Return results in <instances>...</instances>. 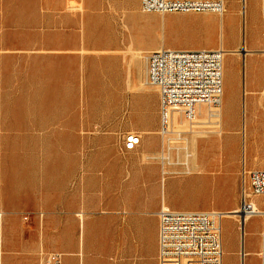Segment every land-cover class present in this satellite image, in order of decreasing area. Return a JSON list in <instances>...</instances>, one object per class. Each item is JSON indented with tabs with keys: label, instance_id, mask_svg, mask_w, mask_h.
<instances>
[{
	"label": "rangeland",
	"instance_id": "374dc122",
	"mask_svg": "<svg viewBox=\"0 0 264 264\" xmlns=\"http://www.w3.org/2000/svg\"><path fill=\"white\" fill-rule=\"evenodd\" d=\"M125 1L128 8L124 0H0L2 264H36L10 255L9 236H88L89 194L76 192L74 179L83 180L90 165L98 169L105 163L99 154L126 152L128 134L155 140V148L149 149L154 154L128 152L129 162L158 168L167 180V197L181 210H240L244 190L250 193L244 161L248 172L264 168L260 1L224 0L223 14H144L137 0ZM166 36H176L167 41V48H221L227 53L223 122L215 116L220 110H212L210 124L200 129L215 132L222 123L221 136L193 138L191 132L179 135L176 130L164 139L160 134V93L148 82L150 54L131 70L129 39L149 52ZM115 40L111 48L96 47ZM102 61L109 62L110 73L119 72L118 81L111 83L109 72H101V81L94 75L95 64ZM110 85L116 88L115 96L104 90ZM175 121H180L179 115ZM184 123L191 131L185 118ZM192 151L200 160L189 158V165L199 164L203 172L186 165ZM164 169L172 175H164ZM108 196L112 201L117 194ZM251 200L264 210V198ZM235 220L236 225L223 220L224 264L236 263L231 252L238 247L241 226ZM262 230L264 217L256 216L246 225L245 253ZM52 252L57 251H46Z\"/></svg>",
	"mask_w": 264,
	"mask_h": 264
},
{
	"label": "crops",
	"instance_id": "0c3cea01",
	"mask_svg": "<svg viewBox=\"0 0 264 264\" xmlns=\"http://www.w3.org/2000/svg\"><path fill=\"white\" fill-rule=\"evenodd\" d=\"M259 1V16L262 21L261 0ZM137 2L139 5L140 0H137ZM122 5L128 8L125 0L122 2ZM176 36H166L160 47L149 52L137 49L135 44L142 46V43H136L133 38H130L129 51L132 54L131 70H133L136 63L145 59V54H151L161 49H172L167 48L165 45L168 40L176 39ZM116 41L97 43L96 47L100 49L111 48L115 45ZM174 50L194 51L198 49ZM134 53H139L141 58L135 59ZM247 56L245 57V61ZM93 69L94 75H98L99 81H101V72L103 71L102 74L104 72L110 73L111 65L108 61H102L96 63ZM110 74L111 83L119 80L120 74L117 70L112 71ZM104 90L111 92V95L115 96L114 92L116 88L114 86L110 85L106 89L104 88ZM219 110L220 114L213 115L219 116L221 121L223 119L222 107ZM211 112L204 106L200 107L197 122L190 123L192 125L191 131L186 130L187 126L184 123L182 114L173 113L169 123L168 134L162 137L165 139L176 130L179 135L191 132L193 138L210 134L211 132H201L200 129L208 125L209 120L213 118ZM177 115L180 116V121L178 122L175 121ZM220 125L221 130H224L222 123ZM137 135L140 137V145L135 150L126 151L124 145L126 152L99 154L97 157H100L105 163L98 169H93L90 165L88 174L83 177V180H81L82 178L80 176L74 179L73 183L76 192H86L89 194L88 203L85 207V211L89 216L87 222L88 236H30L31 238L22 236L24 240H20V236H9L11 239L9 241L10 255L18 260L24 258L36 264H43V255L46 254V251L54 250L63 255V264H160L159 213L161 208L166 206L177 211L200 210H181L172 205L171 199L167 197L165 192L164 184L167 180L165 178L162 180L161 172L155 166L130 164L128 152L132 154L138 153V155L142 154V156H151L154 154L149 153V149L151 146L155 148V140L151 142L149 138L146 140L139 134ZM189 158L195 162L197 159L200 160V156L195 151L189 154L186 165L189 170L195 171V169H200V172H203V166L199 164L198 168L197 166H190L191 160ZM163 161H167L166 156L163 157ZM260 169L262 170L264 168L261 167ZM163 172L164 175H172L165 169ZM221 184L219 183L218 186ZM109 194H117V196H114L112 201H110ZM122 194L124 195L122 196ZM255 205L259 211H264L257 204ZM79 217L83 222V214H79ZM253 218L247 220L243 226V230L240 229L241 231L239 230L240 232H238V247L231 252L236 261L235 264H245L246 258L251 259V264H262L260 253L262 251V235L264 234V230L259 232V236H255L256 241L250 250L246 253L244 252L245 227ZM226 219L232 220L235 225L237 223L235 218ZM110 222L113 224L112 232L108 230V224ZM27 238L30 241H27ZM22 246H25L26 251H22ZM225 254L224 250L223 264L225 262Z\"/></svg>",
	"mask_w": 264,
	"mask_h": 264
},
{
	"label": "built area",
	"instance_id": "2783aa9c",
	"mask_svg": "<svg viewBox=\"0 0 264 264\" xmlns=\"http://www.w3.org/2000/svg\"><path fill=\"white\" fill-rule=\"evenodd\" d=\"M245 0H242V2ZM144 14H172L189 12L224 13V0L206 3L199 0H140ZM263 24V44L261 54L264 58V0H261ZM226 52L218 50H174L161 49L147 58L148 82L159 89L161 130L167 134L173 113H181L185 120L194 123L198 110L204 106L219 110L224 98V60ZM263 119H264V84ZM213 116V112H211ZM140 145L137 134L125 138V150L133 151ZM250 193L244 190L241 208L236 214H223L217 211H177L166 206L159 213V259L160 264H172L178 260L193 262L216 261L223 264V220L227 215H235L242 229L246 218L264 217L256 209L251 198H264V169L246 170ZM255 203V204H254ZM261 263L264 264V234L262 235ZM172 260H175L171 262ZM169 261L171 263H169ZM215 262V263H216ZM2 264V256H0ZM43 264H63V255L52 252L43 255ZM218 264V263H216Z\"/></svg>",
	"mask_w": 264,
	"mask_h": 264
},
{
	"label": "bare ground",
	"instance_id": "6f19581e",
	"mask_svg": "<svg viewBox=\"0 0 264 264\" xmlns=\"http://www.w3.org/2000/svg\"><path fill=\"white\" fill-rule=\"evenodd\" d=\"M201 2V1H200ZM202 2H206V3H212V2H210V1H202ZM224 12H225V7H224ZM130 52V51H129ZM134 58L135 59H140L141 58V56H140V54L139 53H134ZM146 83V82H145ZM146 89V88H145ZM223 106H222V110H223V108H224V98H223V104H222ZM214 114V113H213ZM230 115H232V111L230 112ZM208 124H210V122H208ZM221 125L219 126V129H218V131H215V132H211V133H214V134H217V135H222L223 133H224V130H221ZM211 128V127H210ZM169 131V130H168ZM167 131V132H168ZM168 134V133H167ZM167 134H165V135H167ZM200 134V133H199ZM201 135V134H200ZM256 209H257V207H256ZM258 211H259V209H257ZM239 212V210L238 211H235L234 213H231V214H236V213H238ZM259 212H261V211H259ZM262 213V212H261ZM227 218H236V216L235 215H229ZM250 219V217H248V218H246V220H245V222L247 221V220H249ZM0 256H2V252H0ZM216 261H203V262H193V264H216V263H218V264H221L220 262H216ZM172 264H192V263H190V262H188V261H185V260H178V261H175L174 263H172Z\"/></svg>",
	"mask_w": 264,
	"mask_h": 264
}]
</instances>
